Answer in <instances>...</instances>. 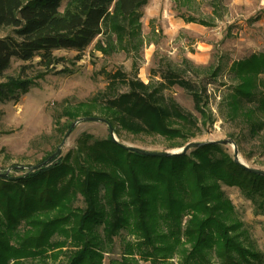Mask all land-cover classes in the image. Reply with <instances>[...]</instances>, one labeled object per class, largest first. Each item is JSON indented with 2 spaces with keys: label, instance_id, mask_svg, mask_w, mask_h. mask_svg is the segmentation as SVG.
Masks as SVG:
<instances>
[{
  "label": "trees",
  "instance_id": "obj_1",
  "mask_svg": "<svg viewBox=\"0 0 264 264\" xmlns=\"http://www.w3.org/2000/svg\"><path fill=\"white\" fill-rule=\"evenodd\" d=\"M148 2L0 0V104L18 103L64 62L56 51H74L80 61L99 35L106 34L107 40L97 51L106 54L113 50L114 38L120 44L139 39ZM14 60L22 64L10 75ZM34 68L38 72L31 75ZM231 71L238 80L227 98L231 118H241L248 134L260 138L264 51L235 62ZM97 102L82 103L78 111L84 118L99 111L120 142L110 133L102 139L83 134L74 149L49 164L36 170L13 167L22 173L0 177V264L36 258L46 264L62 256L61 264H103L124 229L137 239L125 256L136 251L152 264H167L174 257L178 264L263 263L262 254L245 244L244 225L222 186L237 188L263 214L264 175L237 164L235 155L216 142L170 157L125 150L120 130L178 139L184 143L175 148L182 149L198 126L190 113L174 100L166 104L148 85L131 81L128 92L100 107ZM75 113L69 115L67 130L80 117ZM234 143L239 149L241 143Z\"/></svg>",
  "mask_w": 264,
  "mask_h": 264
},
{
  "label": "rangeland",
  "instance_id": "obj_2",
  "mask_svg": "<svg viewBox=\"0 0 264 264\" xmlns=\"http://www.w3.org/2000/svg\"><path fill=\"white\" fill-rule=\"evenodd\" d=\"M64 6L65 2L60 11ZM140 23L139 39L120 44L113 37L109 54L97 51L98 44H106V34L96 38L80 61L75 60L78 54L74 51H56L54 54L64 62L37 81V87L18 103L0 104V173L9 170L17 176L22 172L13 167L37 166L59 148L65 155L83 134L106 138L108 125L87 120L79 122L65 139L69 115L93 98H98L96 106L100 107L128 92L131 81L148 85L149 91L162 95L166 104L174 100L184 113L198 120L188 143L238 141L240 161L264 171V129L260 138H252L241 118H231L227 106V98L238 84L231 71L234 63L264 51V0H149ZM21 64L14 60L9 74H16ZM34 69L31 75L37 74L38 69ZM78 114L75 120L84 118ZM94 114L102 119L99 111ZM119 135L123 144L151 152H181L175 146L184 143L124 130ZM225 146L233 156V145ZM222 190L244 225L245 244L262 254L264 264V213L259 214L237 188L222 186ZM114 240L103 264H123L124 260L127 264H152L136 251L135 256H125L127 247L137 242L128 230H122ZM64 260V256L58 261L49 258L45 263L61 264ZM42 263L39 258L23 262ZM178 263L174 257L167 264Z\"/></svg>",
  "mask_w": 264,
  "mask_h": 264
},
{
  "label": "water",
  "instance_id": "obj_3",
  "mask_svg": "<svg viewBox=\"0 0 264 264\" xmlns=\"http://www.w3.org/2000/svg\"><path fill=\"white\" fill-rule=\"evenodd\" d=\"M87 120H93V121H96V122H100V123H105L106 125H108V128H109V133H110V136L112 139H114L116 142H120L119 139L116 138V135H115V131H114V128L104 119H100V118H96V117H87V118H83L81 120H77L76 122L73 123L71 129L69 130V133L66 135V138H68L69 134L73 131V129L76 127V125L81 122V121H87ZM217 144H222V145H229V146H232L233 145V149L235 150L234 151V155H235V162L237 164H240L242 166H244L245 168H249L251 169L248 165L246 166L244 163H242L239 159V149H237V146L236 144L233 142V141H228V140H225V141H218L216 142ZM207 143H194V142H190L188 145H186L184 148H182L180 151L181 152H175V153H171V152H151V151H144L142 149H139V148H136V147H129L125 144H121L122 147L129 151V152H134V153H138L142 156H152V157H170V156H175L177 154H185V153H188L189 150L191 149H196V148H200V147H203V145H205ZM60 153H61V148H59L54 154H52V156L45 161V163H43L42 165L40 166H33L31 167L33 170H36V169H39L47 164H49L51 161H53L54 159H57L60 157ZM253 170V169H251ZM255 171L256 173H258L259 175H264V171H258V170H253ZM11 171L7 170L6 173H0V177H3V176H8L10 174Z\"/></svg>",
  "mask_w": 264,
  "mask_h": 264
}]
</instances>
